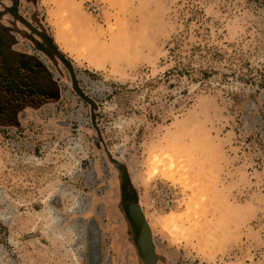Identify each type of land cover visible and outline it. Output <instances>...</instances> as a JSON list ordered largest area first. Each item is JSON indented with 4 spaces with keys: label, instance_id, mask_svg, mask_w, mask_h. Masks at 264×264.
<instances>
[{
    "label": "rangeland",
    "instance_id": "rangeland-1",
    "mask_svg": "<svg viewBox=\"0 0 264 264\" xmlns=\"http://www.w3.org/2000/svg\"><path fill=\"white\" fill-rule=\"evenodd\" d=\"M0 68V264H140L108 156L156 264H264V0H0Z\"/></svg>",
    "mask_w": 264,
    "mask_h": 264
},
{
    "label": "water",
    "instance_id": "water-1",
    "mask_svg": "<svg viewBox=\"0 0 264 264\" xmlns=\"http://www.w3.org/2000/svg\"><path fill=\"white\" fill-rule=\"evenodd\" d=\"M47 43L51 45V41L47 39ZM7 60V59H6ZM12 61L18 64L10 65L4 61L5 65L1 68L3 75L6 74L7 80L4 91L5 96L12 99V110L23 107L27 102L49 100V96H43L45 88L41 87L40 82L49 79L47 68L30 57L15 58ZM11 61V62H12ZM28 79L23 85V81ZM51 96V95H50ZM11 106V105H10ZM8 106V107H10ZM7 107V106H6ZM109 163L115 168L118 179V208L122 212V216L129 229V238L131 244L139 258L140 264H156L160 256L157 254L156 245L154 243L151 228L139 206L137 193L131 183V178L126 164L116 161L108 156Z\"/></svg>",
    "mask_w": 264,
    "mask_h": 264
},
{
    "label": "bare ground",
    "instance_id": "bare-ground-1",
    "mask_svg": "<svg viewBox=\"0 0 264 264\" xmlns=\"http://www.w3.org/2000/svg\"><path fill=\"white\" fill-rule=\"evenodd\" d=\"M62 18H65V14L62 13ZM70 26H68L67 23H65L63 26H57L56 32H55V37L57 40L61 41V44L64 48H72L73 50L80 52V49L77 50L78 48V41L76 39H73L72 37H66L64 38L63 35L66 33L68 35L70 33L69 31ZM91 44V42H90ZM82 50V49H81Z\"/></svg>",
    "mask_w": 264,
    "mask_h": 264
}]
</instances>
